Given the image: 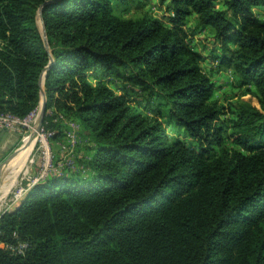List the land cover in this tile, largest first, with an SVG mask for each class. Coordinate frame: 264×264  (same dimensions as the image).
I'll list each match as a JSON object with an SVG mask.
<instances>
[{"label": "trees", "instance_id": "obj_1", "mask_svg": "<svg viewBox=\"0 0 264 264\" xmlns=\"http://www.w3.org/2000/svg\"><path fill=\"white\" fill-rule=\"evenodd\" d=\"M134 1L0 0V112L25 117L43 89L54 139L62 114L94 144L86 174L51 173L1 213L0 241L27 246L0 248V264H264V0H167V23L115 12ZM191 15L212 29L216 60L255 88L257 105L225 127L183 28ZM125 70L163 101L165 122L111 87Z\"/></svg>", "mask_w": 264, "mask_h": 264}, {"label": "rangeland", "instance_id": "obj_2", "mask_svg": "<svg viewBox=\"0 0 264 264\" xmlns=\"http://www.w3.org/2000/svg\"><path fill=\"white\" fill-rule=\"evenodd\" d=\"M167 3V0H163L162 2H160V0H135L134 2H130L126 5L115 4L114 10L117 14H120L125 18L136 17L138 15L147 13L153 17L160 18L165 23H167L166 19L164 18L168 14L166 9ZM215 7L217 9H224V5L221 0L216 1ZM254 12L258 18L264 19L263 6L254 7ZM36 23L38 28L42 30V20L39 14L36 18ZM183 28L188 34L191 45L203 57L202 61L200 62L202 70L210 77L212 82H214L215 91L213 93V99L223 104L227 109V113L220 117L221 124L225 127L226 122L229 123L228 121L235 119V115L237 114L239 105L241 103L252 101L254 105H257L256 100L251 97L250 93L253 92L255 88L252 85H243L230 67L221 65L219 60H216L217 56H219L221 53V48L215 41L211 28L207 27L204 30L196 29L194 15L186 18ZM122 74L123 75L118 77V79H115L114 77L111 78L112 84L110 83V85L112 88H114L115 92L117 94H122L123 92L124 95L127 96L128 100L131 99V103L133 105L136 104L134 102H143L145 106L147 105L155 108L153 112H149L148 114L153 118H159L161 122H165L166 112L165 109H163V101L152 96L146 88L131 86L128 78L131 75L130 71L125 70L122 72ZM124 86H126V91L128 90L127 93L123 91ZM61 116L62 120L60 123L61 125L63 124V129L69 127L71 121H74L78 125L77 140L75 145L72 147L71 155L76 163L75 170H79L81 173L86 174L88 169L84 167L81 162L87 158L86 155L88 154V151H90L89 148H93L94 144L92 145V142L87 139L88 137H86L83 132L81 133L82 130L77 121L68 120L62 114ZM226 131L227 134H229L231 129L227 128ZM184 134L185 132L181 130L180 136L184 137ZM19 139L17 142H15L13 147L7 150L6 156L13 154L14 151L21 146L22 141ZM62 140L63 136H60L59 139H53V148L55 152V158L53 157V160H58L60 158L57 148L59 147V144ZM186 141L187 146H196V144L190 139H186ZM223 145L229 148L238 149V147L233 144L231 138H226L223 142ZM36 146V143L29 144L25 150L21 149L15 155V157L13 156L14 158L12 157L11 160H9V164L7 163L8 166L7 164L5 165L7 168L4 169L3 172L4 178L3 180H0V182L2 181L0 183V203H2L0 206V215L2 212L11 207L10 198L13 196L16 188L30 184L34 177L38 175V166L37 163L34 162L37 156ZM212 153L218 154L219 147L214 146ZM6 156L2 158L1 161L5 159ZM56 160L54 161L56 162ZM2 171L3 169L0 171V173ZM51 173L55 174L58 173V171L50 172V174Z\"/></svg>", "mask_w": 264, "mask_h": 264}, {"label": "built area", "instance_id": "obj_3", "mask_svg": "<svg viewBox=\"0 0 264 264\" xmlns=\"http://www.w3.org/2000/svg\"><path fill=\"white\" fill-rule=\"evenodd\" d=\"M39 109L40 107L38 106L23 118L13 115L9 112H0V129H6L9 132L17 133L20 138L19 140L22 141V144H24L25 137L29 138L31 134L35 132L33 136V144H37V156L34 162L37 163L38 166V175L34 177L30 184L16 188V191L10 198L11 206L19 200L27 188L37 181L47 177L50 172L58 171L59 173L64 169L75 170L76 167V163L71 155V152L72 147L75 145L77 140V123L71 121L69 127L63 129V140L57 148L60 158L58 160L54 159L56 160L55 162L53 160V157L55 158L53 139L56 131L47 128L46 122L44 121H42L38 128H35ZM45 113L51 115L52 111L48 109L45 111ZM55 119L62 120V116L59 115ZM26 246V242H19L15 245H12L4 241H0V248L11 250L17 254H23Z\"/></svg>", "mask_w": 264, "mask_h": 264}, {"label": "water", "instance_id": "obj_4", "mask_svg": "<svg viewBox=\"0 0 264 264\" xmlns=\"http://www.w3.org/2000/svg\"><path fill=\"white\" fill-rule=\"evenodd\" d=\"M40 12L41 11L39 10V12H38L39 15H40ZM43 36H44L43 37V41H44V44H45V46L47 48L48 47V43H47V40H46V37H45V33L44 32H43ZM49 67H50L49 65L45 67L44 72L42 74V77L40 78V85H42V79L44 77V73L49 69ZM45 101H46V95H45L44 90L41 89V91H40V103H39L40 109H39V113H38V118L36 120V126H35V128H38L39 125L43 121L44 114H45ZM34 134H35V132H33L30 137L33 138ZM0 135L1 136L3 135L7 139L9 138L8 139L9 142L6 145H4L2 147L0 145V158L2 159V158H4L6 156L7 150H9L11 147H13L14 144H15V142H17V140L19 139V135L17 133L9 132L6 129H0ZM9 135H11V136H9ZM22 146H23V144H21V146L19 148H21ZM19 148H17L14 151L13 154L7 155L6 158L3 159L2 161L0 159V161H1L0 162V171L9 162V160L16 154L15 152H17Z\"/></svg>", "mask_w": 264, "mask_h": 264}, {"label": "bare ground", "instance_id": "obj_5", "mask_svg": "<svg viewBox=\"0 0 264 264\" xmlns=\"http://www.w3.org/2000/svg\"><path fill=\"white\" fill-rule=\"evenodd\" d=\"M29 144H33V138L32 137H25V139H24V144H23V146L21 147V148H19L18 149V151L16 152V154L22 149V150H25V148L29 145ZM15 154V155H16ZM15 155H14V157H15ZM13 157V158H14ZM32 158V157H31ZM11 160V159H10ZM21 160V159H20ZM33 161V160H32ZM10 162V161H9ZM16 162H17V160H16ZM9 164V163H8ZM8 164H7V166H8ZM24 164V163H23ZM23 164H22V166H23ZM7 166L5 167L4 166V168H3V171L0 173V180L2 179L3 180V178H4V174H3V172H4V169H6L7 168ZM27 168V167H26ZM18 170H20V169H18ZM17 173V172H16ZM14 179H15V177H14ZM2 182V181H1ZM0 182V183H1ZM7 185V184H6ZM1 204L2 203H0V206H1Z\"/></svg>", "mask_w": 264, "mask_h": 264}, {"label": "crops", "instance_id": "obj_6", "mask_svg": "<svg viewBox=\"0 0 264 264\" xmlns=\"http://www.w3.org/2000/svg\"><path fill=\"white\" fill-rule=\"evenodd\" d=\"M9 136H11V135H9ZM9 139V138H8ZM7 138H5L3 135L1 136L0 135V145H1V147L2 146H4V145H6L8 142H9V140H8ZM92 145H93V143H91ZM94 146V145H93ZM1 159V158H0Z\"/></svg>", "mask_w": 264, "mask_h": 264}]
</instances>
